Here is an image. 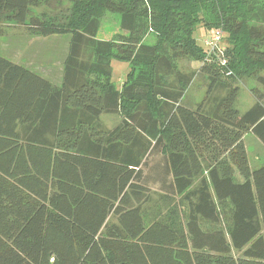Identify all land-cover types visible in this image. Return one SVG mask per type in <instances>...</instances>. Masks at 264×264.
Masks as SVG:
<instances>
[{"label":"trees","instance_id":"trees-1","mask_svg":"<svg viewBox=\"0 0 264 264\" xmlns=\"http://www.w3.org/2000/svg\"><path fill=\"white\" fill-rule=\"evenodd\" d=\"M201 9L227 35L226 63L204 69L226 94L192 107L175 62L202 57ZM103 11L125 34L97 39ZM1 22L70 39L59 85L0 54V264H264V165L243 145H264V104L241 114L223 80L264 72V0H0ZM114 59L133 67L121 90Z\"/></svg>","mask_w":264,"mask_h":264},{"label":"rangeland","instance_id":"rangeland-1","mask_svg":"<svg viewBox=\"0 0 264 264\" xmlns=\"http://www.w3.org/2000/svg\"><path fill=\"white\" fill-rule=\"evenodd\" d=\"M258 2L263 3V0H258ZM65 6L70 7L71 5L66 3ZM32 12L38 16H41L43 13L54 16V12L50 11L47 7L33 9ZM206 19L207 14L205 10L201 9L194 12V37L197 44L203 48L201 50L202 57L198 59L183 58L175 62L177 71L185 75H191L193 78L191 85L185 88V101L192 107H196L207 101L209 102L208 104H211L226 94L224 89L209 92L210 78L204 69L207 64L223 67L222 61L228 60L225 51L229 47L227 35L224 33L222 39L214 47V50H211L206 46L205 41L212 34L220 30L217 29L219 27H209L207 25L209 24V18ZM120 34H125L121 28V16L109 11H103L99 16L97 39L110 41ZM69 39L70 37L66 34L42 36L31 34L24 27L17 26L14 23H0V53L8 58L21 60L32 68L33 71L48 77L54 85H59L62 80L63 62L66 57V45ZM157 41V35L150 33L145 37L143 43L153 46ZM209 50H211V55L209 54ZM112 66V81L116 88L121 90L133 67L131 64L118 59L112 61ZM234 78L231 81L228 75L225 74L223 80L225 82H233L239 87L240 93L236 102V108L241 114H244L253 107L258 99L262 98L264 104V86L260 82V78H264V72L259 73L258 77ZM121 119L119 114H105L100 117V123L105 129L111 130L121 123ZM243 145L250 170L253 171L263 166L264 145L252 133L245 135ZM162 197L160 193L153 194L152 201L145 206V211L148 215L155 217L167 212V206Z\"/></svg>","mask_w":264,"mask_h":264},{"label":"built area","instance_id":"built-area-1","mask_svg":"<svg viewBox=\"0 0 264 264\" xmlns=\"http://www.w3.org/2000/svg\"><path fill=\"white\" fill-rule=\"evenodd\" d=\"M223 37V33L220 31L215 32L211 37H209L205 43L207 44L206 46H208L211 50H214V47L216 46V44H218V42L220 41V39H222ZM211 50H209L211 52ZM223 64L226 63V61H222Z\"/></svg>","mask_w":264,"mask_h":264},{"label":"crops","instance_id":"crops-1","mask_svg":"<svg viewBox=\"0 0 264 264\" xmlns=\"http://www.w3.org/2000/svg\"><path fill=\"white\" fill-rule=\"evenodd\" d=\"M68 51V44L66 45V52ZM1 54V53H0ZM2 55V54H1ZM2 56H4V55H2ZM5 57V56H4ZM8 58V57H7ZM8 59H10L11 61H13L14 63H17V64H20V65H22V66H24V67H27V68H29V69H32V68H30L28 65H26L25 63H23L21 60H14V59H11V58H8ZM33 70V69H32ZM45 77V76H44ZM46 79H48L50 82H51V80L48 78V77H45ZM62 79V78H61Z\"/></svg>","mask_w":264,"mask_h":264}]
</instances>
